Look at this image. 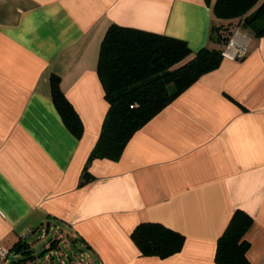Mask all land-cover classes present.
Wrapping results in <instances>:
<instances>
[{
  "label": "crops",
  "instance_id": "obj_1",
  "mask_svg": "<svg viewBox=\"0 0 264 264\" xmlns=\"http://www.w3.org/2000/svg\"><path fill=\"white\" fill-rule=\"evenodd\" d=\"M215 1L0 0V243L11 253L56 230L51 247L72 243L83 264H215L217 239L242 210L253 219L248 259L264 264V35L250 27L118 161L94 159L83 174L108 110L97 65L109 26L197 52L210 45ZM52 76L80 138L55 107ZM141 223L181 234V250L142 255L131 238Z\"/></svg>",
  "mask_w": 264,
  "mask_h": 264
},
{
  "label": "trees",
  "instance_id": "obj_2",
  "mask_svg": "<svg viewBox=\"0 0 264 264\" xmlns=\"http://www.w3.org/2000/svg\"><path fill=\"white\" fill-rule=\"evenodd\" d=\"M212 15L210 45L197 52L179 39L115 24L109 26L97 65L108 110L85 164V179L89 177L91 161H118L137 130L202 75L217 69L235 29L250 27L255 37L264 35V0H216ZM50 83L52 100L63 123L80 138L82 123L60 90L59 78L52 76ZM252 223L253 219L244 211L233 213L217 239L215 264H251L246 234ZM131 238L142 255L159 258L179 252L184 243L181 234L159 223L138 224ZM16 249L22 254L30 252L26 243L16 244L12 250ZM26 261L14 259L12 264Z\"/></svg>",
  "mask_w": 264,
  "mask_h": 264
},
{
  "label": "rangeland",
  "instance_id": "obj_3",
  "mask_svg": "<svg viewBox=\"0 0 264 264\" xmlns=\"http://www.w3.org/2000/svg\"><path fill=\"white\" fill-rule=\"evenodd\" d=\"M41 234L28 241L29 253L22 254L12 251V255L15 254L16 262L27 259L31 261V264H83L80 262L79 248L72 243H63L57 248L51 247L50 242L56 236V230L49 231L43 237Z\"/></svg>",
  "mask_w": 264,
  "mask_h": 264
},
{
  "label": "built area",
  "instance_id": "obj_4",
  "mask_svg": "<svg viewBox=\"0 0 264 264\" xmlns=\"http://www.w3.org/2000/svg\"><path fill=\"white\" fill-rule=\"evenodd\" d=\"M234 43L232 40L229 41V43L227 44L226 49L230 48L231 46H233ZM15 256V254L12 255L11 251L8 250L7 248H5L1 243H0V264H12V257ZM24 264H28V263H24Z\"/></svg>",
  "mask_w": 264,
  "mask_h": 264
},
{
  "label": "water",
  "instance_id": "obj_5",
  "mask_svg": "<svg viewBox=\"0 0 264 264\" xmlns=\"http://www.w3.org/2000/svg\"><path fill=\"white\" fill-rule=\"evenodd\" d=\"M19 251H18V249L15 251V253H18ZM15 259V256L14 257H12V260H14Z\"/></svg>",
  "mask_w": 264,
  "mask_h": 264
}]
</instances>
